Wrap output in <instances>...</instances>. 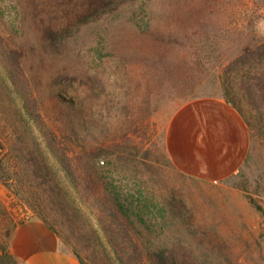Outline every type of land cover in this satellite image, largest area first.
Segmentation results:
<instances>
[{
  "label": "rangeland",
  "instance_id": "obj_1",
  "mask_svg": "<svg viewBox=\"0 0 264 264\" xmlns=\"http://www.w3.org/2000/svg\"><path fill=\"white\" fill-rule=\"evenodd\" d=\"M18 1L0 0L7 18ZM71 1L33 2L29 10L40 15L25 24L26 34L17 39L24 54L11 61L20 62L26 88L49 123L60 134L58 122L69 118L81 138L70 148H100L110 190L140 206L137 227L154 248L175 247L186 264H264V107L249 106L238 90L241 67L229 69L247 50L264 45V0H116L119 8L96 19L84 13L93 0ZM46 26L62 28L55 41L42 40ZM260 55L252 71L264 73ZM201 97L231 100L251 122L252 153L221 183L180 173L167 152L172 118ZM23 105L0 59V246L10 232L7 248L14 255L15 229L40 219L84 264H120L98 222L96 197L85 205L71 192ZM33 161L47 177L36 176ZM48 184L65 187L70 196L50 193ZM141 191L148 207L138 200ZM173 197L186 208L176 211Z\"/></svg>",
  "mask_w": 264,
  "mask_h": 264
},
{
  "label": "trees",
  "instance_id": "obj_2",
  "mask_svg": "<svg viewBox=\"0 0 264 264\" xmlns=\"http://www.w3.org/2000/svg\"><path fill=\"white\" fill-rule=\"evenodd\" d=\"M36 1L37 0H19L17 2L18 7H14L15 11L8 17L9 19L0 6V59L11 75L12 83L17 93L24 100L23 107L27 115L40 126L47 148L50 149L51 153L55 156L66 177L70 181L71 187H69L71 192L73 190L85 205H89V201H91L89 197H96L95 203L98 205V213L96 216L98 222L108 238L120 264H186L183 260L181 250L175 247L170 248L169 246L154 248L149 239L147 240V238L143 237L146 235L137 227L138 222L143 223V219L140 217V206L131 207V205L128 204L129 197L125 198L121 193H114L110 190L112 182L105 177L106 171L104 168L107 162L101 160L104 155H102L100 148H88L83 145H80L81 147L78 149H75L76 147L70 148L72 141H81L77 131L72 127V124H74L73 120L68 118L64 123L58 122L61 132L60 134L57 133L56 128L49 123L50 121L48 118L42 113L38 99L26 88L25 77L22 73L20 62H11L12 60H16V57H22L24 54L25 44L18 43L17 39L18 37L22 38L23 35L26 34L25 24L28 20L37 22V18L40 15V12L33 15L29 10L30 5ZM67 2L72 1L62 0L61 6H64ZM115 2L117 1L93 0L91 5H89L90 8L84 12L85 16H92V18L96 16V19L109 12H113L122 4L121 2ZM71 4L72 3H69L68 5L70 6ZM74 10L78 13L83 11L78 8ZM84 13L80 14V16L78 15L77 20L82 18ZM68 28L69 25L65 26V30ZM43 31H41V35L43 34L45 37H43L42 40L45 38L55 41L54 39H56V36L62 33V28L46 26ZM247 51V53L245 52L232 66H229V69L234 65H239L241 67L238 69V73L243 72V78L238 90H240L249 106L257 110H262L264 107V73L263 71L262 73H258L257 70L254 69V71H252V60L255 59L257 54L262 53L260 56H264V45L256 48L254 51L251 49ZM246 67H249V69H244ZM229 102L232 103L231 100ZM71 104L72 106L75 105L74 102ZM237 109L244 116L251 129V122L247 116L244 115L241 109ZM70 133H74L75 136L70 135ZM4 147V144L0 142V154ZM72 154H75L74 158V155L71 156ZM33 163L35 165L36 176H38L39 172L45 177L48 176L44 171H39L40 169L35 161H33ZM2 164L3 163L0 162V166ZM0 170L4 171L3 166ZM48 187L50 193L57 192L60 197L70 196L68 189L59 187L58 184H48ZM140 195L141 197H138V200L142 203L145 202V206L148 207L149 199L147 197H142L145 195L143 191H141ZM131 198V202L136 203V197ZM173 199L172 204H174L176 211H182L184 207L186 208L181 199L175 197H173ZM125 203L128 204V206ZM180 208L182 210H180ZM137 210L139 213L136 212ZM142 210H144L143 207ZM45 222L57 232L51 223L48 221ZM57 234L59 235L58 232ZM9 236L10 232L7 234L5 245L0 246V249L6 252V255L0 254V264H6L7 260H11L15 263L20 262L14 255L9 254L7 248ZM180 249L182 248L180 247ZM76 256L80 259L82 264H84L81 260V255L79 254Z\"/></svg>",
  "mask_w": 264,
  "mask_h": 264
},
{
  "label": "crops",
  "instance_id": "obj_3",
  "mask_svg": "<svg viewBox=\"0 0 264 264\" xmlns=\"http://www.w3.org/2000/svg\"><path fill=\"white\" fill-rule=\"evenodd\" d=\"M166 146L180 173L203 183H221L244 167L252 153L253 136L234 105L222 97H201L174 115ZM11 248L23 264H82L64 248L57 232L40 219L20 224Z\"/></svg>",
  "mask_w": 264,
  "mask_h": 264
}]
</instances>
